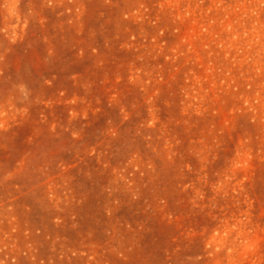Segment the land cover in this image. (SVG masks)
Here are the masks:
<instances>
[{"label":"rangeland","instance_id":"obj_1","mask_svg":"<svg viewBox=\"0 0 264 264\" xmlns=\"http://www.w3.org/2000/svg\"><path fill=\"white\" fill-rule=\"evenodd\" d=\"M0 264H264V0H0Z\"/></svg>","mask_w":264,"mask_h":264}]
</instances>
